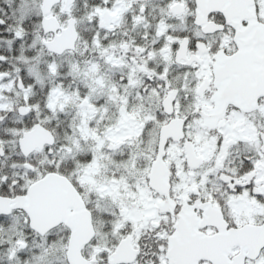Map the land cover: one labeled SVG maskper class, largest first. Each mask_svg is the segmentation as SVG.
<instances>
[{"label":"snow or ice","instance_id":"obj_1","mask_svg":"<svg viewBox=\"0 0 264 264\" xmlns=\"http://www.w3.org/2000/svg\"><path fill=\"white\" fill-rule=\"evenodd\" d=\"M0 264H264V0H0Z\"/></svg>","mask_w":264,"mask_h":264}]
</instances>
